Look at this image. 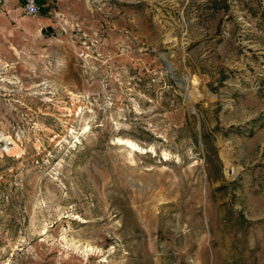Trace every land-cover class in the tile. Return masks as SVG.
<instances>
[{"label": "rangeland", "instance_id": "374dc122", "mask_svg": "<svg viewBox=\"0 0 264 264\" xmlns=\"http://www.w3.org/2000/svg\"><path fill=\"white\" fill-rule=\"evenodd\" d=\"M42 3L0 0V264H264V0Z\"/></svg>", "mask_w": 264, "mask_h": 264}, {"label": "built area", "instance_id": "2783aa9c", "mask_svg": "<svg viewBox=\"0 0 264 264\" xmlns=\"http://www.w3.org/2000/svg\"><path fill=\"white\" fill-rule=\"evenodd\" d=\"M44 4L40 0H23V11L26 15H38L43 11Z\"/></svg>", "mask_w": 264, "mask_h": 264}, {"label": "bare ground", "instance_id": "6f19581e", "mask_svg": "<svg viewBox=\"0 0 264 264\" xmlns=\"http://www.w3.org/2000/svg\"><path fill=\"white\" fill-rule=\"evenodd\" d=\"M127 143L129 145H131L132 147H139L136 143H134L131 140H127ZM227 146L228 145H226V147ZM6 149H7V151L9 153H15V154H20L21 153L20 146L16 142H13V146H10V147L8 146ZM224 152H225L224 157H225V160L227 162V167L229 168V171H231L232 170V167H231V164H229V155L226 153V150H224Z\"/></svg>", "mask_w": 264, "mask_h": 264}, {"label": "water", "instance_id": "95a60500", "mask_svg": "<svg viewBox=\"0 0 264 264\" xmlns=\"http://www.w3.org/2000/svg\"><path fill=\"white\" fill-rule=\"evenodd\" d=\"M163 60H164L165 64H166L169 68H171V64L169 63V61H168L165 57H163Z\"/></svg>", "mask_w": 264, "mask_h": 264}, {"label": "trees", "instance_id": "16d2710c", "mask_svg": "<svg viewBox=\"0 0 264 264\" xmlns=\"http://www.w3.org/2000/svg\"><path fill=\"white\" fill-rule=\"evenodd\" d=\"M41 2L43 1V0H40Z\"/></svg>", "mask_w": 264, "mask_h": 264}]
</instances>
